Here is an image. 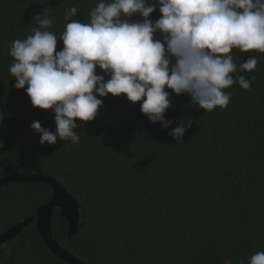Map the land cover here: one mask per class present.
Instances as JSON below:
<instances>
[{"label":"trees","instance_id":"1","mask_svg":"<svg viewBox=\"0 0 264 264\" xmlns=\"http://www.w3.org/2000/svg\"><path fill=\"white\" fill-rule=\"evenodd\" d=\"M98 2L0 0V179L36 174L61 184L83 218L69 239L67 223L56 211L53 238L85 264H248L255 252L264 251V59L250 73L239 65L264 54L232 50L234 80L243 75L252 82L248 90L238 83L227 89L225 109L204 112L186 94L171 95L164 116L172 124L166 129L141 113L142 101L133 105L123 95H109L93 121H76L79 143L40 145L31 130L39 121L55 132L54 114L31 106L27 86L13 87V40L31 35L37 26L33 17L44 9L53 20L49 31L59 39L68 9L78 10L70 19L88 22ZM159 17L157 8L149 19L155 23ZM126 19L142 21L138 15ZM62 47L58 40L56 51ZM184 122L192 126L183 143H176L168 133ZM52 196L44 183L0 187V235L34 218L0 247V264H68L47 248L36 228L37 210Z\"/></svg>","mask_w":264,"mask_h":264},{"label":"clouds","instance_id":"2","mask_svg":"<svg viewBox=\"0 0 264 264\" xmlns=\"http://www.w3.org/2000/svg\"><path fill=\"white\" fill-rule=\"evenodd\" d=\"M157 8L160 17L153 23L149 16ZM77 11L67 10L69 22L57 39L44 9L33 17L32 34L13 40L9 50L13 87L27 86L31 106L54 114L55 132L39 121L30 125L40 145L79 143L76 121H93L109 95H123L133 105L142 101L141 113L162 129L172 124L164 116L171 95L186 94L204 112L225 109L231 98L226 90L234 83L248 90L252 82L243 75L234 80L232 50L264 54V0H99L88 22L70 19ZM136 15L141 22L126 19ZM157 33L162 39L154 38ZM260 59L264 56H250L240 71L253 72ZM191 126L179 123L168 136L183 143ZM248 264H264V251L255 252Z\"/></svg>","mask_w":264,"mask_h":264},{"label":"water","instance_id":"3","mask_svg":"<svg viewBox=\"0 0 264 264\" xmlns=\"http://www.w3.org/2000/svg\"><path fill=\"white\" fill-rule=\"evenodd\" d=\"M44 183L53 190V196L48 203L41 206L36 213L35 223L38 233L47 248L59 259L68 264H85L76 259L68 251L62 249L54 240L52 234V218L57 211L61 219L67 223L68 238L75 236L80 228L83 218L80 206L76 199L55 179L46 175L14 174L0 179V187L14 183ZM34 218L22 221L0 235V247L19 235L25 227L31 224Z\"/></svg>","mask_w":264,"mask_h":264}]
</instances>
